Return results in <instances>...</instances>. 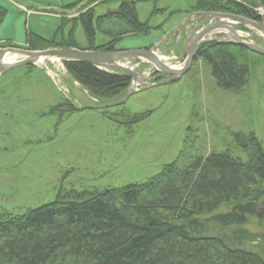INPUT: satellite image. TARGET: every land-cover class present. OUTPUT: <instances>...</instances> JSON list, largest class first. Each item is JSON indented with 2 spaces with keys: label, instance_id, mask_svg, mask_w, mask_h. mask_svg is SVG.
Listing matches in <instances>:
<instances>
[{
  "label": "rangeland",
  "instance_id": "obj_1",
  "mask_svg": "<svg viewBox=\"0 0 264 264\" xmlns=\"http://www.w3.org/2000/svg\"><path fill=\"white\" fill-rule=\"evenodd\" d=\"M74 1L77 0H36L34 4L50 5L51 8H44L45 12L68 19L70 23L63 29L64 34L73 29L77 44L88 48L83 25L71 21L94 5L99 4L95 11L98 15L116 9L119 3L116 0L102 4L105 0H85L72 9L61 7ZM239 1L254 4L256 14L264 23L263 0ZM194 2L139 0L136 3L139 19L150 20L152 26L163 24L162 31L124 35L117 42V49L145 47L165 38L172 29H163L171 20L181 19L184 16L181 13L185 14L184 11ZM31 3L33 1L28 0L27 4ZM162 8H166L165 12L159 11ZM178 9L181 13L170 15ZM192 12L216 11L192 10L185 15L184 25L179 27V23L167 39L159 42L155 51L170 66H183L190 33L202 21L200 15ZM39 17L33 15L30 18V30L53 38L62 26V19ZM188 18L191 20L186 22ZM214 21L209 20L200 28ZM115 23L117 20L113 19L103 26L110 31L115 28V32L119 30ZM236 29L242 34V39L264 47V33L249 26ZM225 35L231 36L228 31L216 30L207 38L221 39ZM109 39L97 29L95 44L100 45ZM10 47L29 51L57 48L45 46L34 49L26 44H0V49ZM11 56L13 54L8 57ZM22 58L17 55L14 61ZM252 60L249 84L240 94H235L216 85L210 75V66L202 60L195 61L177 81L145 87L143 83L157 84L168 75H157L155 67L144 59L127 57L119 64L134 71L137 79L130 78L125 93L111 101L91 96L70 76L63 59L44 58L35 64L18 66L2 73L0 217L5 213H24L72 190L91 191L142 182L158 173L164 165L178 160L182 154L185 155L184 162L188 163L212 151L231 149L233 156L246 160L245 150L234 144L236 133L245 136L254 132L264 148V58L256 55ZM56 94L73 101L76 107L88 109L73 111L61 119L57 114L37 117L36 112L40 109L58 103ZM261 213L262 206L255 205L249 215L250 229L255 233L264 231V220L259 217Z\"/></svg>",
  "mask_w": 264,
  "mask_h": 264
},
{
  "label": "trees",
  "instance_id": "obj_2",
  "mask_svg": "<svg viewBox=\"0 0 264 264\" xmlns=\"http://www.w3.org/2000/svg\"><path fill=\"white\" fill-rule=\"evenodd\" d=\"M83 1L64 7L72 9ZM107 1L112 0L103 2ZM116 1L118 8L104 15L97 16L91 7L71 21L83 25L88 48L77 44L73 29L64 34L68 19H62L53 38L27 31L26 45L112 51L124 35L161 29V24L152 26L150 20L139 19V0ZM194 1L185 14L216 11L261 21L250 2ZM3 13L0 9V18ZM113 19L119 29L115 32L103 26ZM97 29L110 39L95 44ZM256 55L264 58L242 45L213 39L200 46L196 61L210 66L220 89L240 94L249 84ZM63 63L70 76L98 100L111 101L125 93L131 82L121 71L77 60ZM56 95L58 103L40 109L37 117L57 114L61 119L88 109ZM234 142L245 150L246 160L233 156L231 149L212 151L188 163L182 154L142 182L72 190L24 213H5L0 217V264H264V231H251L249 221L255 205L262 206L259 217L264 220V148L254 132L236 133Z\"/></svg>",
  "mask_w": 264,
  "mask_h": 264
},
{
  "label": "water",
  "instance_id": "obj_3",
  "mask_svg": "<svg viewBox=\"0 0 264 264\" xmlns=\"http://www.w3.org/2000/svg\"><path fill=\"white\" fill-rule=\"evenodd\" d=\"M194 14L200 15L202 17V21L199 22L190 33L186 51L184 53V64L180 69L171 67L170 65L162 61L161 56H159L155 51L156 44H153L149 48L116 49L112 51L82 50L79 48H56L47 49L44 51H29L23 48L10 47L0 49V75L11 68L35 64L40 59L53 57L63 60H77L88 62L97 67L116 68L123 71L124 74H126L130 78L137 79V74L134 71L128 69L127 67L121 66L119 63L127 57H138L153 64L160 75H168V77L160 83H143L144 86L153 87L158 85H166L179 80L186 72L191 69L192 65L198 57L200 46L210 40L207 38L208 34L216 30H225L230 32L231 36L225 35L222 37L225 42L242 45L247 49L264 56V47L242 39L238 35L236 29V27L238 26H249L253 27L255 30L261 33H264V23L262 21H257L253 18L224 12H196ZM189 20L191 19H188L186 22H188ZM209 20L215 21L208 26L200 28ZM182 25H180L179 27H181ZM173 30L175 29H172L167 34V37L172 34ZM11 53L23 56V58L12 62L5 61V56ZM129 96L130 94L126 96L125 101L129 98ZM113 105L115 104H112V106Z\"/></svg>",
  "mask_w": 264,
  "mask_h": 264
},
{
  "label": "crops",
  "instance_id": "obj_4",
  "mask_svg": "<svg viewBox=\"0 0 264 264\" xmlns=\"http://www.w3.org/2000/svg\"><path fill=\"white\" fill-rule=\"evenodd\" d=\"M31 1H33V3H31V5H28L27 4L28 0H0V9L4 10V13L0 18V44L25 45L26 44V33L27 31H31L30 30L31 28L28 23H29L30 18L33 15L38 16V17L45 16L46 18H48V20L49 18L50 19L52 18V20L53 19L54 20L65 19L61 17L62 15L50 14L49 12H45L44 8H51L52 6L50 5L46 6L45 4H39L40 6L39 7L37 4H34L36 0H31ZM102 3L104 2H101V4ZM98 5L92 6V8L94 9V12L96 11V8ZM61 7H64V6L61 5ZM34 12H37V13H34ZM178 13H181V12H178ZM181 14L184 15L181 19L177 21L171 20L167 28L163 30L170 31L171 29L177 27L179 23H182L184 21L186 14L184 13H181ZM99 15H102V14H98L97 16ZM110 22L111 21H107L105 25L109 24ZM161 25H162L161 28H163V24ZM109 27H112V26L109 25ZM160 30L162 31V29H158L155 31L161 32ZM167 31H165V33Z\"/></svg>",
  "mask_w": 264,
  "mask_h": 264
},
{
  "label": "bare ground",
  "instance_id": "obj_5",
  "mask_svg": "<svg viewBox=\"0 0 264 264\" xmlns=\"http://www.w3.org/2000/svg\"><path fill=\"white\" fill-rule=\"evenodd\" d=\"M238 35L242 38V34H241V33H239ZM11 54H12V53H11ZM8 56H9V54L5 56V61L12 62V61H14V59H15V57H16L17 55L13 54V56H11V57H8ZM39 61H43V59H40ZM181 66H182V65H181ZM181 66H178L177 69H180Z\"/></svg>",
  "mask_w": 264,
  "mask_h": 264
}]
</instances>
